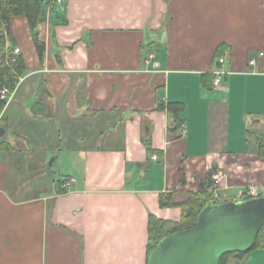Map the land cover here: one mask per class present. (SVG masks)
<instances>
[{"label": "crops", "instance_id": "crops-1", "mask_svg": "<svg viewBox=\"0 0 264 264\" xmlns=\"http://www.w3.org/2000/svg\"><path fill=\"white\" fill-rule=\"evenodd\" d=\"M59 8L40 26L43 61L27 19L10 22L26 70L0 116V264H147L150 214L182 217L161 195L181 202L209 172L220 202L264 194V0ZM240 264H264V248Z\"/></svg>", "mask_w": 264, "mask_h": 264}, {"label": "water", "instance_id": "water-1", "mask_svg": "<svg viewBox=\"0 0 264 264\" xmlns=\"http://www.w3.org/2000/svg\"><path fill=\"white\" fill-rule=\"evenodd\" d=\"M6 135L7 127L0 124V140ZM263 227L264 194L209 204L194 226L161 239L147 264H220L224 254L249 252Z\"/></svg>", "mask_w": 264, "mask_h": 264}, {"label": "trees", "instance_id": "trees-1", "mask_svg": "<svg viewBox=\"0 0 264 264\" xmlns=\"http://www.w3.org/2000/svg\"><path fill=\"white\" fill-rule=\"evenodd\" d=\"M56 4L50 0L45 5H40L36 0H0V21L10 24L11 20L17 16H23L27 19L29 29L40 60H44L46 53V42L40 36V26L46 21L47 9H55ZM1 32V27H0ZM26 65L24 58L18 56L16 62L11 60V64H0V90L4 86L16 88L19 83L20 76L25 72ZM4 103L0 100V115L3 110ZM163 107V104L160 105ZM168 108L174 111L177 126H181L180 115L183 109L182 104L171 102ZM261 140L257 143L258 154L264 159V132L258 133ZM150 140H145L146 145H150ZM11 144L6 140H0V149L11 148ZM152 151V150H150ZM215 174L209 172L206 181L201 182L198 191L188 192L186 198L181 202H175L171 193L160 196V204L162 207L179 206L182 208V217L178 222H172L150 214L149 216V242H148V258L158 242L168 234L190 228L195 225L200 211L207 205L220 203L215 197L210 187L213 184V176ZM264 248V227L259 232L255 245L251 249ZM246 253H227L221 258L220 264H240Z\"/></svg>", "mask_w": 264, "mask_h": 264}, {"label": "built area", "instance_id": "built-area-1", "mask_svg": "<svg viewBox=\"0 0 264 264\" xmlns=\"http://www.w3.org/2000/svg\"><path fill=\"white\" fill-rule=\"evenodd\" d=\"M67 0H52L55 4H64ZM0 64H11V60L16 62V59L18 56H20L21 49L19 47L10 48L9 47V27L10 24L6 22L0 21ZM260 56L264 57V52H260ZM220 63H223L225 61L224 58L219 59ZM249 64L251 66H257V60L251 59L249 61ZM226 74L223 70H217L214 71V80L213 83L215 86H219L222 77ZM16 88H10L8 86H4L0 90V100L4 103L3 110L12 102V100L15 97ZM2 110V112H3ZM1 116V115H0ZM157 155H153V159H156ZM215 184H219L221 182V178L219 174H215L213 176ZM73 180L68 179L64 183V188H69L72 184ZM245 198H251L261 195V190L257 185H251L246 191H245Z\"/></svg>", "mask_w": 264, "mask_h": 264}, {"label": "rangeland", "instance_id": "rangeland-1", "mask_svg": "<svg viewBox=\"0 0 264 264\" xmlns=\"http://www.w3.org/2000/svg\"><path fill=\"white\" fill-rule=\"evenodd\" d=\"M59 7H60V5H59V4H56V7H55V9H56V10H60V8H59ZM54 11H55V10H54ZM86 144H87V142H86ZM255 148H256V149H258L257 147H255Z\"/></svg>", "mask_w": 264, "mask_h": 264}]
</instances>
